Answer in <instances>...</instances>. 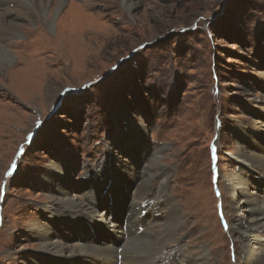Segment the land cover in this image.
<instances>
[{"label":"rangeland","instance_id":"374dc122","mask_svg":"<svg viewBox=\"0 0 264 264\" xmlns=\"http://www.w3.org/2000/svg\"><path fill=\"white\" fill-rule=\"evenodd\" d=\"M44 4L32 21L5 13L16 31L0 29V46H7L0 58V264H64L57 257L65 255L44 252L49 240L32 231L60 222L48 217L50 197L58 195L41 181L52 161L67 175L56 182L66 177L85 210L92 208L90 177L97 178L89 175L110 161L116 197L107 206L118 226L125 219L119 202L127 205L138 186L122 197L120 180L128 178L117 175L123 172L139 184L135 202L165 205L156 216L139 207L123 223L130 228L121 249L106 246L115 253L111 264L136 258L138 247L157 235L163 245L145 264H198V258L241 264L233 228L248 211L236 213L224 187L233 172L250 176L234 156L239 149L252 152L242 135L264 141V0ZM169 205L183 221L171 234ZM83 228L93 244L104 235L117 244L103 226ZM63 239L67 247L79 243Z\"/></svg>","mask_w":264,"mask_h":264},{"label":"bare ground","instance_id":"6f19581e","mask_svg":"<svg viewBox=\"0 0 264 264\" xmlns=\"http://www.w3.org/2000/svg\"><path fill=\"white\" fill-rule=\"evenodd\" d=\"M5 1L8 2L7 5L2 6V7L0 5V29L10 30L14 32L16 31V27H15L16 25L13 23L12 20L8 21V20L3 19V16L5 15V13H8L11 11V12L21 15V17L24 19L32 21L33 13H37L38 11L45 8L44 0H5ZM10 3L11 5H9ZM0 48H1L0 58L2 59V57H4V54L5 55L7 54L6 53L7 46H0ZM242 138H243V142L246 143L253 152L254 151V149L252 148L253 140L254 138L257 139V137L255 136V133L253 134V137L251 135L249 136V135L243 134ZM259 140L260 139H258V141ZM258 141H255L254 145L261 150V153H257L256 151H254L255 153H252L251 151L250 153L249 152L246 153L242 151L241 149H239L240 151L238 150V153L234 155L236 156V159L239 162L244 163L243 165L244 171H246L247 173H250V176L244 177L242 173L240 174V173L233 172L231 173L229 177H227V179H225L224 191L225 193H227L229 197H232L234 201L232 205L234 206V211L236 213H241V211H248L246 214L241 213L242 215L239 217V219L236 220V222L234 223V228H233L238 233V239L241 240L242 250L240 251L241 256H239V258L241 259V264H264V187H263L264 186V147L262 146V144H259ZM260 142H263L264 144L263 140L262 141L260 140ZM49 163H50L49 166H52L51 168H53L52 172H54V174H52V172L45 174L42 177L41 181L45 186L46 185L49 186L50 189L53 188L54 193L58 195L57 197L55 196L50 197L51 201L50 203H48L49 204L48 208L50 209L51 212L48 215V217L49 218L53 217L57 219L60 218V222L55 221L53 219L52 227H50L51 225L50 226L40 225V228H38V226L33 227V230H32L33 232L34 230L39 231L38 237H40V239L42 238L44 240L45 239L49 240V241H44L45 243L43 244L44 246L42 248L43 251L44 252L51 251L55 254L62 255V256L65 255L64 259L57 257L58 262L63 261L64 264H70V262H72L73 260L78 261L81 264H83V262H87V264H91L90 259L94 261L99 260L105 264H111V262H114L113 260H111V258L113 257L115 253L113 254V251L106 246L108 245L112 246L115 243L111 242L112 240L105 237L104 235L103 238H101V240H99L97 244H93L89 237L85 239V237L81 235V233L84 232L82 231V229H84L83 227L86 225H89L90 227H92L93 231H96L100 226H103V229H105L107 233L111 234V236L117 239V245L115 246V248L119 246L118 249H121L122 247L123 243H121V240L126 236L127 232L122 235V232H123L122 227L118 226L114 220L110 219V212H112V207L107 206L109 205L108 202L111 199L110 196L114 198L116 197L115 190H114L115 181L113 182V178H112V175L114 174L113 165L109 161L99 166L98 174L96 173V170L94 171V173L90 172L91 174L89 176H91L92 174H96L95 176H97V178L95 177L93 179L92 177H90V181L92 183L90 182L91 188H88L87 189L88 191H86L87 193L86 199L89 200L92 208L85 210V207L83 209L81 205L77 202V199L74 198L72 194L69 193V190H68L69 188H67L64 184L67 181L66 177L63 179L64 182H56V180H58V177H57L58 174L65 175L64 174L65 172L62 171L63 169L60 170L62 166L56 161L55 162L52 161ZM252 171L256 172L257 176L256 174L254 175ZM144 174L146 175L145 172ZM103 177L110 179V180H106V179L104 180V182H107V184H104L105 186L104 188L100 186V182H102L100 180ZM122 177L128 178V179L120 180L121 181L120 192L122 194V197L123 195H125L123 194V191L125 188H130L132 184H135L134 187L138 185L137 187L134 188L133 198L130 202L127 203V205H123V202H122L123 200L119 202L121 205L119 211L123 215L125 214L124 216L125 222L131 218L133 213L136 216L137 211L140 208L143 209L142 211H144V209L149 210L152 212L151 214L156 216L157 214H159V210L162 207H165V205H161L160 207H157V205H155L154 203L150 201L148 202L147 206L142 205V203L139 204L138 202H135L136 195L138 194V190L140 188L139 184L135 182L134 176L132 178L131 176H129V174H127V172H123L117 175V179L122 178ZM256 177L259 178L258 181ZM166 179H164V181ZM115 180H116V177H115ZM250 181L252 182L250 183ZM164 183L162 182L163 186L165 185ZM254 184H256L259 187L258 190H256V188L254 187L255 186ZM105 188H108L107 191L105 190ZM97 192L99 193L105 192L103 198L101 197L102 194H96ZM164 194H165V191L162 188L159 191V196H158L159 197L158 199L160 202L165 201L163 200V198L162 199L160 198V196H163ZM145 195H148V194L146 193ZM137 196H139L140 198L139 194ZM112 200L113 198L111 199V201ZM102 205L105 207L107 206L106 209H103L101 207ZM240 207H243V209H246V210H242ZM168 210L170 213L169 215H171V219L168 220L169 225L166 230L168 234H171V232L177 230L179 224H181V222L183 221L174 217V215L177 213V212L175 213L174 207L169 205ZM149 220L151 222L154 220V218L150 217ZM71 221H74V224H71L70 223ZM73 228H75L76 230L75 232L73 231ZM126 228H130V227H126ZM71 230L73 231V235H71V233L69 232ZM147 235L149 236V234ZM64 237H67V238H64ZM161 237L162 236L159 237L157 235V237L153 238L152 240H149L148 238L147 243H142L140 245L141 248H143V250L145 251L144 254L140 252L142 249L139 248L140 247L139 246L138 249L140 250H138L137 252H134V254L136 255V258L129 259L127 260V262L125 261L123 263L125 264V263L134 261V264H145V262L149 261V259H152L154 257V254L162 247L163 244H162ZM61 239H63L65 242L66 241L72 242L74 240L76 241L77 239H79L78 241L79 243L78 244L72 243V244H69L67 247V245L62 244ZM135 239L137 240V237H135ZM109 240L112 244H110ZM89 243H92V246ZM65 250L67 251V254L64 253ZM77 253H80V254H77ZM117 258L121 259L120 254L117 256ZM194 262L195 263L199 262L198 264H209V262H206L200 258H198L197 261H194Z\"/></svg>","mask_w":264,"mask_h":264}]
</instances>
